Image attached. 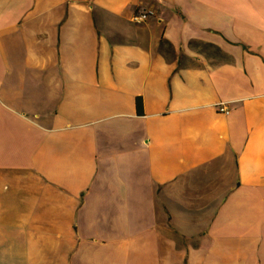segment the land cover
<instances>
[{
    "label": "crops",
    "instance_id": "0c3cea01",
    "mask_svg": "<svg viewBox=\"0 0 264 264\" xmlns=\"http://www.w3.org/2000/svg\"><path fill=\"white\" fill-rule=\"evenodd\" d=\"M0 264H264V0H0Z\"/></svg>",
    "mask_w": 264,
    "mask_h": 264
},
{
    "label": "built area",
    "instance_id": "2783aa9c",
    "mask_svg": "<svg viewBox=\"0 0 264 264\" xmlns=\"http://www.w3.org/2000/svg\"><path fill=\"white\" fill-rule=\"evenodd\" d=\"M154 13L147 10H139L133 17V21L136 23H144L148 21ZM217 111L222 114L229 115L231 113L230 109L226 106L225 103H220L217 105Z\"/></svg>",
    "mask_w": 264,
    "mask_h": 264
},
{
    "label": "rangeland",
    "instance_id": "374dc122",
    "mask_svg": "<svg viewBox=\"0 0 264 264\" xmlns=\"http://www.w3.org/2000/svg\"><path fill=\"white\" fill-rule=\"evenodd\" d=\"M195 47H197L200 51H207V52H210V53H217L215 50H214V48L213 47H211V46H208V45H201V44H199V45H196ZM166 50L167 51H170L171 50V48L170 47H166Z\"/></svg>",
    "mask_w": 264,
    "mask_h": 264
},
{
    "label": "trees",
    "instance_id": "16d2710c",
    "mask_svg": "<svg viewBox=\"0 0 264 264\" xmlns=\"http://www.w3.org/2000/svg\"><path fill=\"white\" fill-rule=\"evenodd\" d=\"M138 109L139 113H143V103L141 99L138 100Z\"/></svg>",
    "mask_w": 264,
    "mask_h": 264
}]
</instances>
